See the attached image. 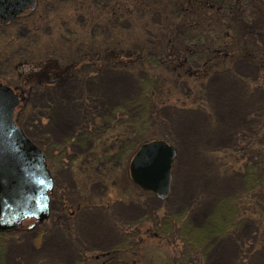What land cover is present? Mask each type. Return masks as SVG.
<instances>
[{
	"label": "rangeland",
	"instance_id": "rangeland-1",
	"mask_svg": "<svg viewBox=\"0 0 264 264\" xmlns=\"http://www.w3.org/2000/svg\"><path fill=\"white\" fill-rule=\"evenodd\" d=\"M76 2L38 0L28 16L0 25L2 82L20 85L27 72L48 60L70 67L61 83L38 85L30 77L25 103L16 111L29 136L48 141L53 194L45 220L2 235L0 264H84L88 253L116 246L133 250L136 245L127 227L142 222L147 229L155 217L167 214L180 223L182 243L187 241L191 250L184 247L182 258H173L166 239L158 243L149 237L141 250L143 262L264 264V74L257 66L264 57V27L250 25L246 40L252 54L234 57L206 77L201 88L190 93L189 104L182 100L185 104L159 110L150 137L165 138L176 149L170 192L164 198H136L133 193L139 190L128 171L123 180L113 159L99 177L94 174L89 180L76 166L92 143L83 136L85 114L80 106L123 108L137 92L135 78L127 72L106 67L88 75L75 73L87 59L70 64V46L83 41L89 28L80 14L75 18ZM234 26L236 30L240 25ZM93 37L99 41L97 33Z\"/></svg>",
	"mask_w": 264,
	"mask_h": 264
},
{
	"label": "trees",
	"instance_id": "trees-1",
	"mask_svg": "<svg viewBox=\"0 0 264 264\" xmlns=\"http://www.w3.org/2000/svg\"><path fill=\"white\" fill-rule=\"evenodd\" d=\"M74 1H79L73 8L75 18L80 14L83 25L89 27L86 28L87 34L84 33V40L71 44L75 47L70 46L74 56L70 64L87 59L80 63V69L75 73L82 70L88 75L90 71L109 67L132 75L137 88L133 100L123 104V108L103 104L80 106L85 114L83 136L92 141L86 157L76 165L85 180L95 178L94 174L99 177L100 170L108 167L111 159L124 180L133 152L154 134L151 121L159 110L168 104H185L180 103L182 100L189 104L190 93L195 88H201L206 77L224 67L232 58L252 54L250 42L246 40L252 31L250 25L257 23L264 27V0H217L223 6L218 3L213 6L211 0ZM237 24L240 26H236L235 30L234 25ZM90 27L94 28L92 33ZM95 33L99 41L93 37ZM257 66L264 74V57L257 61ZM180 87L185 92L180 91ZM20 108V105L17 106L16 111ZM14 120L24 131L17 120V112ZM24 133L43 151L49 167L46 155L48 141ZM82 163L83 169L80 167ZM94 165L101 167L97 169ZM137 189L139 192L133 193L136 198L153 195L152 192ZM52 194L53 188L50 201ZM163 216L166 219L155 217L153 222L150 221L147 229L142 228V222L127 227L135 249L116 246L104 252L88 253L84 256V264H90L99 257L102 258L100 264L110 261L115 264H152L141 259V250L149 237H154L158 243L166 239L164 244L172 257L181 259L184 247L190 250L191 247L187 241L182 243L178 233L180 223L176 218L170 219L168 214ZM169 233L173 236L171 239L166 236ZM3 234L6 233L0 232V238Z\"/></svg>",
	"mask_w": 264,
	"mask_h": 264
},
{
	"label": "water",
	"instance_id": "water-1",
	"mask_svg": "<svg viewBox=\"0 0 264 264\" xmlns=\"http://www.w3.org/2000/svg\"><path fill=\"white\" fill-rule=\"evenodd\" d=\"M34 1L0 0V20L9 21ZM22 99L14 88L0 82V232L16 229L25 218H33L32 224L41 222L49 214L53 180L45 156L13 119ZM175 156L176 149L163 138L142 142L128 163L131 181L164 198Z\"/></svg>",
	"mask_w": 264,
	"mask_h": 264
},
{
	"label": "flooded vegetation",
	"instance_id": "flooded-vegetation-1",
	"mask_svg": "<svg viewBox=\"0 0 264 264\" xmlns=\"http://www.w3.org/2000/svg\"><path fill=\"white\" fill-rule=\"evenodd\" d=\"M74 1V0H73ZM8 24V23H7ZM0 25L3 26L5 24L0 22ZM70 71L69 66H59L55 63H51L49 60L42 64V66L37 69L34 72H27L26 76H24L23 81L20 85H12L9 82H5L10 84L13 87H16L18 91H21L24 94V90L27 87V83L30 77H33V79L36 81V84L42 85L43 83H61L63 80H65L68 77V74ZM55 74L57 76H55ZM25 75V74H24ZM55 76L54 79L51 77Z\"/></svg>",
	"mask_w": 264,
	"mask_h": 264
},
{
	"label": "bare ground",
	"instance_id": "bare-ground-1",
	"mask_svg": "<svg viewBox=\"0 0 264 264\" xmlns=\"http://www.w3.org/2000/svg\"><path fill=\"white\" fill-rule=\"evenodd\" d=\"M230 109H227V114L229 115L230 114V111H229ZM228 118V117H227ZM54 238V237H53ZM53 238H52V240H53Z\"/></svg>",
	"mask_w": 264,
	"mask_h": 264
}]
</instances>
